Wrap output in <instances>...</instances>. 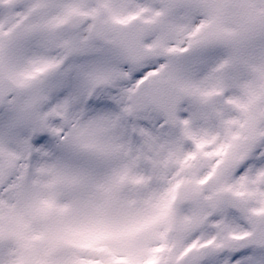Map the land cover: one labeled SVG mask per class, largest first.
Segmentation results:
<instances>
[{"label": "snow or ice", "instance_id": "obj_1", "mask_svg": "<svg viewBox=\"0 0 264 264\" xmlns=\"http://www.w3.org/2000/svg\"><path fill=\"white\" fill-rule=\"evenodd\" d=\"M0 264H264V0H0Z\"/></svg>", "mask_w": 264, "mask_h": 264}]
</instances>
